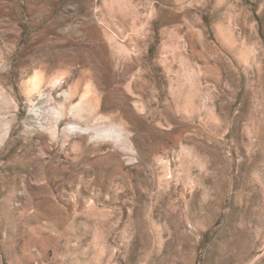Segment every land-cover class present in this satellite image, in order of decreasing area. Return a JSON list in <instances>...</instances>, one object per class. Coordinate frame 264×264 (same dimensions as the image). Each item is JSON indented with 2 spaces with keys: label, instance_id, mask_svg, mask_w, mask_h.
<instances>
[{
  "label": "rangeland",
  "instance_id": "rangeland-1",
  "mask_svg": "<svg viewBox=\"0 0 264 264\" xmlns=\"http://www.w3.org/2000/svg\"><path fill=\"white\" fill-rule=\"evenodd\" d=\"M0 89V264H264V0H0Z\"/></svg>",
  "mask_w": 264,
  "mask_h": 264
},
{
  "label": "bare ground",
  "instance_id": "bare-ground-1",
  "mask_svg": "<svg viewBox=\"0 0 264 264\" xmlns=\"http://www.w3.org/2000/svg\"><path fill=\"white\" fill-rule=\"evenodd\" d=\"M83 50V49H82ZM67 51H69L70 55L72 54H76V53H79L81 52V48L79 46H73L72 44H70L68 47H67ZM80 54V53H79ZM82 55V54H81ZM73 62H72V59H69V66L72 65ZM83 67H85L83 65ZM39 76L36 75L33 80H32V88L36 89L37 87H39ZM38 89V88H37ZM1 90V89H0ZM2 91V90H1ZM34 91V90H33ZM3 93V92H2ZM10 97V96H9ZM262 126V125H261ZM258 130V129H257ZM254 132V131H253ZM254 134H256L257 137H260V133L256 131V133L254 132ZM255 136V135H254ZM253 145H258L260 144L259 141H256V143H254V141L252 142ZM257 154H261V147H259V149L257 150ZM258 156V155H257ZM254 162V161H253ZM251 164H248V167H251ZM240 246V248H244L246 250V252L248 253L249 250H250V247L248 245H246L244 242H243V239H241L239 242H238V247ZM239 258V257H238ZM232 259H237V255L233 256L232 255ZM233 260L230 261V263H233Z\"/></svg>",
  "mask_w": 264,
  "mask_h": 264
}]
</instances>
